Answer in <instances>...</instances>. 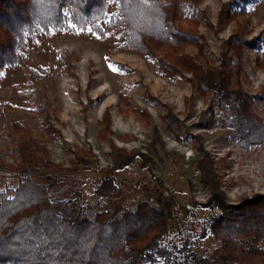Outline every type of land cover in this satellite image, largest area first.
<instances>
[{"label":"rangeland","instance_id":"obj_1","mask_svg":"<svg viewBox=\"0 0 264 264\" xmlns=\"http://www.w3.org/2000/svg\"><path fill=\"white\" fill-rule=\"evenodd\" d=\"M188 1L195 7L202 45L187 46L185 54L202 69L221 67L237 36L242 47L237 50V80L254 98L255 112L264 122V0ZM122 42L118 32L108 29L106 38L79 29L30 40L18 66L7 69L0 83V158L8 163L18 158L4 152L3 127L6 118L22 121L52 162L70 168L76 153L87 159L88 166L71 173L40 168L61 179L51 197H78L97 207V185L113 177L123 197L103 201L101 207L121 203L127 210L150 201L169 216L164 243L181 247L187 242L192 252L214 257L220 243L204 231L216 209L207 205L210 192L202 166L213 168L230 203L264 194V143L239 142L224 122L218 94L200 90L191 65L185 70L176 63L178 73L165 76L158 59L118 50ZM42 68L43 106L61 138H47L43 116L30 110L36 101L23 94L30 90L29 71L41 74ZM180 226L191 229L190 237L181 236Z\"/></svg>","mask_w":264,"mask_h":264},{"label":"trees","instance_id":"obj_2","mask_svg":"<svg viewBox=\"0 0 264 264\" xmlns=\"http://www.w3.org/2000/svg\"><path fill=\"white\" fill-rule=\"evenodd\" d=\"M194 8L188 0H0V83L38 34L53 36L91 27L96 36L106 38L108 29L123 38L118 50L158 59L165 76L178 73L176 63L185 70L191 65L200 90L218 94L224 122L236 131L239 142L263 144L264 122L255 112L254 98L241 90L237 80L241 66L237 50L242 49L238 37H232L221 67L202 69L185 54L187 46L202 45ZM78 15L86 21L77 22ZM69 20L75 28L69 27ZM40 71L42 75L29 71L30 90L23 94L36 101L30 110L43 116L47 138H61L43 106L45 95L39 85L46 71ZM3 128L4 152L18 158L14 163L0 158V264H264V194L230 203L213 168L202 166V181L210 192L207 205L216 209L204 234H212L220 243L214 257L202 256L192 252L187 242L181 247L164 243L170 234L169 216L150 201L127 210L121 203L101 207L103 201L123 197L113 177L97 185V207L78 197H51V189L61 179L41 173L40 168L71 173L88 166L85 155L76 153L78 159L64 168L49 159V151L41 150L28 124L6 118ZM120 157L118 151L117 162Z\"/></svg>","mask_w":264,"mask_h":264},{"label":"snow or ice","instance_id":"obj_3","mask_svg":"<svg viewBox=\"0 0 264 264\" xmlns=\"http://www.w3.org/2000/svg\"><path fill=\"white\" fill-rule=\"evenodd\" d=\"M93 19H95V16H93ZM84 21H86V17L80 16V15L77 16V22H84ZM68 24H69V27H72V28L76 27V23H73L71 20L68 21ZM85 30L89 33H92L93 35L96 34L91 27L81 28V32H83ZM109 67H112V66L109 65ZM113 70H115V69H113ZM0 75H2V73H0Z\"/></svg>","mask_w":264,"mask_h":264},{"label":"built area","instance_id":"obj_4","mask_svg":"<svg viewBox=\"0 0 264 264\" xmlns=\"http://www.w3.org/2000/svg\"><path fill=\"white\" fill-rule=\"evenodd\" d=\"M178 231L181 234V236H183L184 238H188L191 235V229L187 228V227L180 226ZM165 241H166V239L164 240V242Z\"/></svg>","mask_w":264,"mask_h":264}]
</instances>
